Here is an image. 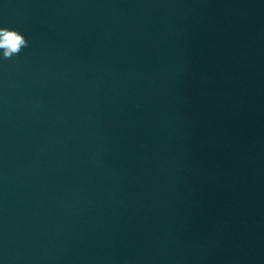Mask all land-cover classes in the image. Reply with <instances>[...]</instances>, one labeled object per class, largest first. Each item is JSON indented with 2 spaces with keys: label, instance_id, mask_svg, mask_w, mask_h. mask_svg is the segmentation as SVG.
Segmentation results:
<instances>
[{
  "label": "water",
  "instance_id": "obj_1",
  "mask_svg": "<svg viewBox=\"0 0 264 264\" xmlns=\"http://www.w3.org/2000/svg\"><path fill=\"white\" fill-rule=\"evenodd\" d=\"M0 264H264V0H0Z\"/></svg>",
  "mask_w": 264,
  "mask_h": 264
},
{
  "label": "clouds",
  "instance_id": "obj_2",
  "mask_svg": "<svg viewBox=\"0 0 264 264\" xmlns=\"http://www.w3.org/2000/svg\"><path fill=\"white\" fill-rule=\"evenodd\" d=\"M25 40L15 33H10L7 29H0V49H3V56L10 57L18 53L20 47L25 45Z\"/></svg>",
  "mask_w": 264,
  "mask_h": 264
}]
</instances>
